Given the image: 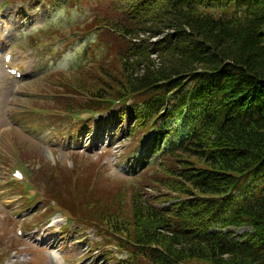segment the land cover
Masks as SVG:
<instances>
[{"label": "trees", "instance_id": "1", "mask_svg": "<svg viewBox=\"0 0 264 264\" xmlns=\"http://www.w3.org/2000/svg\"><path fill=\"white\" fill-rule=\"evenodd\" d=\"M113 1L114 17L91 22L122 80L84 105L104 113L121 102L116 121L139 137L126 168L156 169L153 184L170 196L160 207L133 193L132 236L118 234L121 210L96 217L110 231L84 219L128 253L122 264H264V0ZM243 227L238 239L228 232Z\"/></svg>", "mask_w": 264, "mask_h": 264}, {"label": "rangeland", "instance_id": "2", "mask_svg": "<svg viewBox=\"0 0 264 264\" xmlns=\"http://www.w3.org/2000/svg\"><path fill=\"white\" fill-rule=\"evenodd\" d=\"M1 1L0 264H54V261L56 264H119L124 255L104 239L102 242L94 232L67 224L69 216L56 210L58 202L50 200L52 195L50 198L45 195L48 189L51 194L61 192L65 197L61 199L63 207L69 206L76 212L84 210L85 214H81L84 218L90 217L109 231L112 224L96 217H108L121 210L118 221L126 233L118 234L131 236L134 233L129 207L133 193L139 192L154 205H164L163 201L170 196L167 189L153 184L156 180L153 176H161L156 169L139 171L136 175L121 171L136 146V132L125 138L115 127H102L97 139L90 141V133L98 130L93 124L114 118L118 111L99 113L94 119L92 115L79 113V121L58 124V129L46 125L63 117L66 99H74L78 104L72 108L82 111L94 90L101 93L107 86L115 90L112 84L122 80L118 60L101 45L97 47L98 35L92 27L95 21L91 22L97 17H114L112 4L115 3L78 0L52 10L47 4L51 0H23L20 10L2 9ZM75 29L80 31L78 36ZM46 34L50 37L41 43ZM107 53L109 56L105 57ZM3 54L11 55L10 66L22 72L21 79L6 74ZM93 54L95 59H89ZM100 65L101 71L111 78L108 83L98 77ZM33 109L37 113L29 117ZM65 114L69 119H78L75 110H67ZM16 118L22 119L21 124ZM119 126L120 122L116 124ZM16 169L28 182L27 189L21 184L23 180L14 178ZM49 173L63 180L64 184L59 181L62 190L55 183H47ZM41 176L45 178L42 181ZM33 189L39 193L38 200H30ZM20 192L29 197L28 205L18 201ZM73 222L75 217L71 218ZM231 231L239 238L250 229ZM46 238L53 242L51 248L42 244ZM98 242L108 250L104 251Z\"/></svg>", "mask_w": 264, "mask_h": 264}, {"label": "bare ground", "instance_id": "3", "mask_svg": "<svg viewBox=\"0 0 264 264\" xmlns=\"http://www.w3.org/2000/svg\"><path fill=\"white\" fill-rule=\"evenodd\" d=\"M47 241H48V240H47ZM47 241H46V242H47ZM52 243H53V242H52ZM47 244H50V245H51V242H50V243H47Z\"/></svg>", "mask_w": 264, "mask_h": 264}]
</instances>
